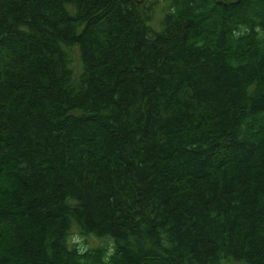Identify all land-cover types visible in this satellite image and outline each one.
I'll return each mask as SVG.
<instances>
[{"label":"trees","instance_id":"trees-1","mask_svg":"<svg viewBox=\"0 0 264 264\" xmlns=\"http://www.w3.org/2000/svg\"><path fill=\"white\" fill-rule=\"evenodd\" d=\"M0 264H264V0H0Z\"/></svg>","mask_w":264,"mask_h":264},{"label":"rangeland","instance_id":"rangeland-1","mask_svg":"<svg viewBox=\"0 0 264 264\" xmlns=\"http://www.w3.org/2000/svg\"><path fill=\"white\" fill-rule=\"evenodd\" d=\"M74 60H75V67H76V70H79L80 69V67H81V60H80V57H79V50H78V48H76L75 50H74ZM75 70V71H76ZM75 75L76 76H78L79 75V72L78 71H76L75 72Z\"/></svg>","mask_w":264,"mask_h":264}]
</instances>
